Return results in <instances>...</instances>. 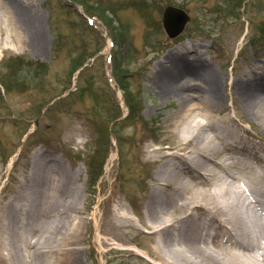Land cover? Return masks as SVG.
Returning a JSON list of instances; mask_svg holds the SVG:
<instances>
[{
    "label": "rangeland",
    "instance_id": "1",
    "mask_svg": "<svg viewBox=\"0 0 264 264\" xmlns=\"http://www.w3.org/2000/svg\"><path fill=\"white\" fill-rule=\"evenodd\" d=\"M20 2L39 15L42 42L33 46L25 30L3 19L0 78L10 77L8 90L0 83V242L18 234L12 264H57L59 247L43 240L54 223L71 231L76 264H155L142 224L145 188L153 186L159 149L189 136L177 129L182 97L196 107L184 123H207L209 157L255 155L260 161L249 162L264 168V90L249 108L237 94L242 84L264 88V0ZM168 5L189 15L175 39L161 25ZM89 6L104 15L88 14ZM14 33L21 41H11ZM26 62L44 71L25 74ZM160 65L175 70L182 97L154 85ZM205 69L216 78L217 102L205 81L191 78L204 79ZM102 156V173L91 182L87 162ZM35 157L51 175L44 183L36 179ZM66 171L74 191L62 199L64 212L44 219ZM113 214H127L132 227L114 226ZM190 216L202 218L199 210ZM1 254L10 258V247Z\"/></svg>",
    "mask_w": 264,
    "mask_h": 264
},
{
    "label": "bare ground",
    "instance_id": "2",
    "mask_svg": "<svg viewBox=\"0 0 264 264\" xmlns=\"http://www.w3.org/2000/svg\"><path fill=\"white\" fill-rule=\"evenodd\" d=\"M4 1L0 0V47L3 19L12 20L13 24L25 30L33 46L40 45L42 31L37 12L20 0ZM10 39L21 41L15 33ZM182 65L187 66L188 63ZM174 74L175 70L160 65L154 74V85L168 97L172 94L182 97L179 77ZM192 76V79L205 81L211 100L219 101L216 78L210 71L204 70V79L199 74ZM237 89L240 102L246 108L253 106L264 90L258 84H242ZM195 110L196 107L186 104L182 97V105L176 114L177 129L178 132L188 131L189 136L178 140L172 147L159 149L163 151L160 152L161 161L154 170L153 186L145 188L147 195L142 224L151 242L146 254L154 259L155 264H264V168L249 162L260 161V157L252 155L236 160L223 154L218 160L209 157L205 150L213 138L204 131L207 130V123L193 121L195 123L189 126L184 123L189 122ZM211 129L214 130L213 126H210ZM216 138L219 139V136ZM33 162L37 169L36 179L44 183L46 176L51 175H43L45 166L38 157ZM59 175L44 219L57 217L64 212V209H60L62 199L66 193L74 191L72 173L66 171ZM163 189L168 192L163 193ZM42 195L44 188L38 192L39 197ZM24 206L27 207L26 211L32 208L30 202ZM192 210H199L202 218H192ZM122 223L132 227L127 214H113L112 224L117 226ZM70 232L64 225L54 223L50 233L43 238L59 247L57 250L62 257L57 264H76L75 239L68 235ZM17 235L10 232L7 235L8 243L3 246V242H0V264L15 262V254L19 250L14 240ZM5 246L10 247V258L1 254Z\"/></svg>",
    "mask_w": 264,
    "mask_h": 264
},
{
    "label": "trees",
    "instance_id": "3",
    "mask_svg": "<svg viewBox=\"0 0 264 264\" xmlns=\"http://www.w3.org/2000/svg\"><path fill=\"white\" fill-rule=\"evenodd\" d=\"M86 12L92 16H97L96 14H100L102 16L104 15V11L102 9H99V8L93 9L90 6L86 8ZM109 24H110V22H109ZM259 33H261V32H259ZM257 40H258V38L255 39V41H257ZM24 65L25 66H23V68H25V69H23V70H24L25 74H29L32 70L38 71V70L42 69V72L44 71L43 66H41V64H38V63L26 62ZM12 76H15V75H12ZM9 77L10 76H8L7 78L5 77V79H4V77L0 78V83L2 84V86L6 90H8V85L6 84V82H7L6 79H9ZM125 100L130 105V102H129L130 100L128 98V95H126ZM132 115H134V114H132ZM104 158H105V156H102L101 159L99 160L98 164H95L94 162H92V160L87 162V172H88L89 178L91 179V182H95L98 179V177L101 175Z\"/></svg>",
    "mask_w": 264,
    "mask_h": 264
},
{
    "label": "water",
    "instance_id": "4",
    "mask_svg": "<svg viewBox=\"0 0 264 264\" xmlns=\"http://www.w3.org/2000/svg\"><path fill=\"white\" fill-rule=\"evenodd\" d=\"M189 21L187 13L175 6H166L162 13V27L169 38L177 37Z\"/></svg>",
    "mask_w": 264,
    "mask_h": 264
}]
</instances>
